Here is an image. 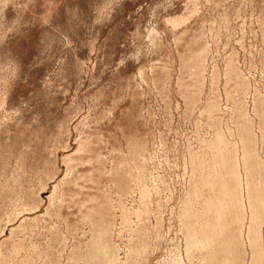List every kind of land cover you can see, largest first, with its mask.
Here are the masks:
<instances>
[{"label": "rangeland", "instance_id": "obj_1", "mask_svg": "<svg viewBox=\"0 0 264 264\" xmlns=\"http://www.w3.org/2000/svg\"><path fill=\"white\" fill-rule=\"evenodd\" d=\"M109 260L264 264V0H0V264Z\"/></svg>", "mask_w": 264, "mask_h": 264}, {"label": "bare ground", "instance_id": "obj_2", "mask_svg": "<svg viewBox=\"0 0 264 264\" xmlns=\"http://www.w3.org/2000/svg\"><path fill=\"white\" fill-rule=\"evenodd\" d=\"M219 139V138H218ZM220 142V140H218V143ZM211 207L213 208H210L214 215H215V219L217 221L220 220V217L222 216L223 212H224V209H225V206L223 204L222 201L220 200H212V204H211ZM208 208V210H210ZM220 225H217V226H214L213 229H211L210 233L209 234H206L204 233L203 231H201V233L199 234L198 232L197 233H191L188 234L189 236V239H188V249H189V252L190 250H193V249H196V248H201V249H208V248H211L212 244H209L211 242V240L214 238L213 236H216V235H219L218 233H216V231L214 229H216L217 227H219ZM200 235V236H198ZM254 238V237H253ZM255 240V239H254ZM96 243V242H95ZM98 243V242H97ZM96 243V245H97ZM98 246L101 247L100 244H98ZM97 246V247H98ZM99 248V247H98ZM105 249V248H104ZM94 250H98L96 249V246H95V249ZM100 250V248H99ZM101 250H102V247H101ZM100 250V251H101ZM93 254V253H92ZM97 254V252L95 253ZM95 256H98V255H94ZM91 256H88V259H92V258H89ZM109 264H112L111 261L109 260ZM176 264V263H174Z\"/></svg>", "mask_w": 264, "mask_h": 264}]
</instances>
